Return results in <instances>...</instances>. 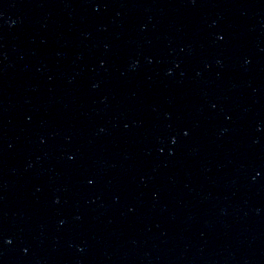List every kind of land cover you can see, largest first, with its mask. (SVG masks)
Segmentation results:
<instances>
[{
  "label": "water",
  "instance_id": "obj_1",
  "mask_svg": "<svg viewBox=\"0 0 264 264\" xmlns=\"http://www.w3.org/2000/svg\"><path fill=\"white\" fill-rule=\"evenodd\" d=\"M0 264H264V0H0Z\"/></svg>",
  "mask_w": 264,
  "mask_h": 264
}]
</instances>
